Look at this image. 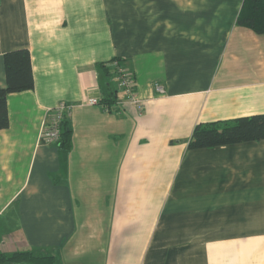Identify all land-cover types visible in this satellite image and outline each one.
I'll use <instances>...</instances> for the list:
<instances>
[{"label": "crops", "instance_id": "1", "mask_svg": "<svg viewBox=\"0 0 264 264\" xmlns=\"http://www.w3.org/2000/svg\"><path fill=\"white\" fill-rule=\"evenodd\" d=\"M243 1L0 0V86L7 52L27 49L33 75L0 130V253L264 264V140L187 148L198 124L264 114V34L236 24ZM108 81L115 102L89 104ZM60 105L66 148L41 137Z\"/></svg>", "mask_w": 264, "mask_h": 264}, {"label": "trees", "instance_id": "2", "mask_svg": "<svg viewBox=\"0 0 264 264\" xmlns=\"http://www.w3.org/2000/svg\"><path fill=\"white\" fill-rule=\"evenodd\" d=\"M236 24L248 28L256 34H264V0H244L236 19ZM119 64L120 61L118 62ZM105 68L104 65H102ZM108 78L111 69H105ZM5 84L0 86V130L8 127L7 95L33 88L30 53L27 49L7 52L4 55ZM109 82L104 86V97L99 103L110 105L115 102L116 90ZM118 90V89H117ZM60 139L57 145L66 148L71 130L66 120L60 125ZM264 140V114L241 117L229 121L198 124L188 141V149H205L232 145L242 142ZM54 258L44 252L16 251L0 253V264H53Z\"/></svg>", "mask_w": 264, "mask_h": 264}, {"label": "built area", "instance_id": "3", "mask_svg": "<svg viewBox=\"0 0 264 264\" xmlns=\"http://www.w3.org/2000/svg\"><path fill=\"white\" fill-rule=\"evenodd\" d=\"M114 67V79L118 90L124 93V97L127 102L133 104L138 111L143 107L142 101L137 97L135 93V79L132 73L119 64L118 61H113L111 64ZM157 90L163 92L161 88L157 87ZM89 104H100L97 99H91ZM105 108V107H104ZM70 108L65 105H60L54 108L49 118L46 120L44 128L41 133L42 139L49 145H56L60 139V125L64 119V113L66 114Z\"/></svg>", "mask_w": 264, "mask_h": 264}]
</instances>
